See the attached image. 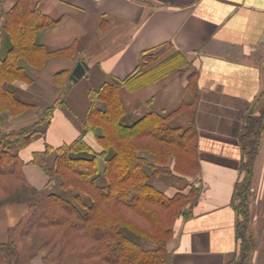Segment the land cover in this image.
<instances>
[{
  "label": "crops",
  "instance_id": "1",
  "mask_svg": "<svg viewBox=\"0 0 264 264\" xmlns=\"http://www.w3.org/2000/svg\"><path fill=\"white\" fill-rule=\"evenodd\" d=\"M16 1L0 0V6L7 13ZM22 1L27 11H37L52 22L28 32L35 47L18 57L20 73L3 83L25 107L0 112V132L31 125L56 101L64 100L55 107L45 133L37 134L21 150L16 144L7 148L19 153L29 182L40 190L65 193L62 177L51 181L32 162L34 153L82 135L100 152L103 129L100 125L90 128L88 121L90 90L117 82L125 108L123 124L132 125L156 112L173 128L196 131L197 173L178 171L174 155L161 162L171 171L154 174L151 167L146 168L149 181L168 196L189 191L193 184L198 188L196 199L178 219L168 241L171 263L233 262L241 254L243 241L238 232L241 214L236 194L237 183L245 176L241 134L248 114L259 115L264 109V0ZM4 23L0 15V59L14 45ZM174 59L179 62L171 65L172 71L166 70L164 63ZM81 61L88 65L86 74L70 84ZM157 67L164 70L151 78ZM97 105L105 108L106 102L100 99ZM4 149L0 145V154ZM137 154L150 164L158 162L151 150ZM55 158L53 151L50 166ZM99 164L103 180V157ZM251 189L246 231L249 252L244 264H264V128ZM82 198L88 203L92 200L87 195ZM30 214L26 203L0 209V241L16 242L20 264H59V246L44 249L46 240L40 234H32L29 240L22 234ZM139 241L145 247L150 243L143 238ZM60 264L79 262L70 255Z\"/></svg>",
  "mask_w": 264,
  "mask_h": 264
},
{
  "label": "trees",
  "instance_id": "2",
  "mask_svg": "<svg viewBox=\"0 0 264 264\" xmlns=\"http://www.w3.org/2000/svg\"><path fill=\"white\" fill-rule=\"evenodd\" d=\"M21 2L16 1L7 13L0 6L5 28L10 30L14 42L6 58L0 59V112L10 108L15 111V106L19 109L25 107L3 83L20 73L18 57L35 47L28 32L52 22L37 11H27ZM1 39L0 31V45ZM178 62L179 59H174V62L164 63V67L171 70V65ZM160 67L151 72V78L164 70L159 71ZM119 89V83L114 82L90 90L92 105L88 121L90 128L100 125L103 129L100 137L103 149L100 152L94 151L82 135L57 148L47 145L45 150L34 153L32 162L38 164L51 181L58 175L62 177L61 186L65 193L40 190L32 185L24 173L25 163L19 153L7 149L16 144L21 150L37 134L45 133L55 107L63 105V99L41 113L35 123L0 132V145L6 148L0 154V209L10 204L26 203L31 214L22 234L28 240L32 234H40L46 240L44 249L59 246L60 263L75 255L79 264H172L168 241L175 233L178 219L188 211V203L192 198L196 199L198 188L195 184L187 194L177 192L168 196L149 181L150 175L146 172L147 167H151L154 174L171 171L161 162L174 155L178 171L197 173L196 131L193 128L185 131L173 128L166 117L156 112L146 114L132 125L123 124L121 118L125 108ZM100 99L106 102L105 108L97 105ZM263 119L264 109L259 115L248 114L241 134V171H245V176L237 183L236 194L240 198L238 210L241 214L238 232L243 241L240 256L230 264H244L249 252L246 237L248 195L252 190L253 165L264 128ZM140 149L156 153L157 164H150L148 159L139 156L137 151ZM53 151L56 158L50 166L49 156ZM81 152L93 155L86 157L80 155ZM100 157L106 163L103 180ZM82 195L89 196L91 202H86ZM139 238L156 244V247H145ZM20 261L16 242L11 239L0 241V264H20Z\"/></svg>",
  "mask_w": 264,
  "mask_h": 264
},
{
  "label": "water",
  "instance_id": "3",
  "mask_svg": "<svg viewBox=\"0 0 264 264\" xmlns=\"http://www.w3.org/2000/svg\"><path fill=\"white\" fill-rule=\"evenodd\" d=\"M87 68L88 65L86 62L84 61L79 62L76 68L74 69L72 75L70 76V84L72 82H76L78 79L83 77L86 74Z\"/></svg>",
  "mask_w": 264,
  "mask_h": 264
},
{
  "label": "rangeland",
  "instance_id": "4",
  "mask_svg": "<svg viewBox=\"0 0 264 264\" xmlns=\"http://www.w3.org/2000/svg\"><path fill=\"white\" fill-rule=\"evenodd\" d=\"M140 150H143V149H140ZM140 150H138V151H140ZM181 193H185V194H187L188 193V190H186V191H184V192H181ZM194 200V198H192L191 200H190V202L188 203V207H190V205H191V203H192V201ZM148 242H150V241H148ZM149 249H152V248H155L156 247V244H154V243H152V242H150V243H146L145 244Z\"/></svg>",
  "mask_w": 264,
  "mask_h": 264
}]
</instances>
